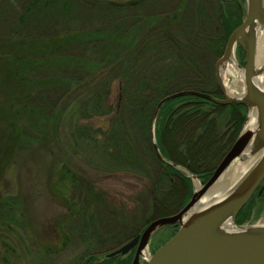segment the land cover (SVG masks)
I'll list each match as a JSON object with an SVG mask.
<instances>
[{
  "label": "trees",
  "instance_id": "1",
  "mask_svg": "<svg viewBox=\"0 0 264 264\" xmlns=\"http://www.w3.org/2000/svg\"><path fill=\"white\" fill-rule=\"evenodd\" d=\"M138 2L109 6L88 0H0V120H5L3 116L13 104L21 98L29 100L32 90L38 89L58 93L56 102L46 95L43 99L52 110L74 103L77 121L107 118L109 127L101 132V140L96 138L97 129L75 126L73 149L81 151L85 155L82 160L95 171L147 180L148 201L142 200L137 206V218L133 213L129 221L121 208L105 206L98 198L90 205L96 209L93 212L109 219L121 217L126 229L133 228L138 220L147 224L173 214L188 201L190 180L170 164L184 167L201 179L213 169H203L206 159L202 156L218 140L217 121L201 107L203 102H211L187 96L161 107L154 137L159 153L170 164L156 156L151 121L158 101L171 93L191 90L217 95L214 63L243 15L238 1L207 0L200 4L199 0H185L173 12L161 15L148 13L144 5L139 9L140 4L133 6ZM39 61L44 64H37ZM35 66L57 69L59 76L30 81L26 77ZM114 86L121 98L112 104L108 98ZM184 100L192 101L186 105L181 103ZM213 105L219 108L217 113L229 112L230 137L235 136L245 119V107ZM232 140L229 138L223 149L218 147L220 156ZM4 146V150L0 147V164L5 163ZM165 185L182 189V199L178 201L179 194L171 193L170 201L164 194ZM86 189L91 195L92 190ZM173 201H178L176 207H172ZM241 211L236 224L242 220ZM78 228L83 232L84 225ZM123 232H127L125 227ZM98 264H110V260Z\"/></svg>",
  "mask_w": 264,
  "mask_h": 264
},
{
  "label": "rangeland",
  "instance_id": "2",
  "mask_svg": "<svg viewBox=\"0 0 264 264\" xmlns=\"http://www.w3.org/2000/svg\"><path fill=\"white\" fill-rule=\"evenodd\" d=\"M88 1L109 6H125L139 1L133 6L140 4L139 9L144 5L148 13L159 15L171 13L185 4V0ZM205 1L207 0H199V3L203 4ZM237 1L241 3L243 10L242 21L245 1L235 0L231 3ZM186 10L187 7L184 11ZM244 58V53L237 47L234 60L243 67ZM37 64L44 63L39 61ZM32 71L26 77L30 78V81L39 82L42 79L50 80L59 76L57 69L53 71V68L35 66ZM63 74L65 73L62 72L61 75ZM226 79L228 86L235 87L236 80L233 77L228 76ZM40 90H32L34 92L29 100L21 98L10 107L6 112L7 115L3 116L5 120H0V136L3 138L0 139V147L4 150V145H7L3 155L5 163L0 164V203L4 206L0 208V220L3 224L0 226V264H86L88 261L98 264L105 260H110V264L128 260L127 263L130 264L134 249L125 255L109 258H105V255L141 233L148 223L145 224L137 219L138 223L133 228L126 229L127 224L124 219L115 216L109 219L98 212H93L96 209L91 208L90 205L98 198L105 206L121 208L129 221L133 213L137 218L139 216L137 206H140L148 195L147 180L122 173L110 176L108 173L95 171L87 166L82 160L85 155L79 150L74 152L75 139L72 136L74 128L77 125H87L97 129L96 138L101 140V132L108 129L109 121L103 116L92 117L89 121L79 118L77 121L78 109L74 103L66 104L65 108L61 106L52 110L53 107L45 106L47 104L43 99L46 95L51 98L49 100L56 102L59 99L58 93L49 90L47 94L46 90ZM214 96L221 98L219 91ZM120 98L119 91L114 86L108 101L115 104ZM190 101L192 100H184L181 103L187 105ZM213 104L203 102L201 106L209 112V117H214L217 121L215 125L218 140H214L217 144L211 145L210 150L202 155L206 159L203 169L208 170L212 167L211 172L222 158V155L217 153L218 147L223 149L229 138L234 142L245 120L243 119L236 135L230 137L231 115L227 110L217 113L219 108H215ZM0 115L2 117V113ZM244 115L246 117V109ZM206 143L202 141L201 144ZM177 167L179 168L175 169L190 180L189 199L196 185L204 183L211 174L210 172L207 178L201 179L184 167ZM190 175H195L198 180L192 179ZM262 186V192L259 194L257 191L243 207L244 209L242 208L243 212L241 211L239 215L242 220L237 225L264 224V180ZM175 187L176 189L168 185L164 186V194H167L166 197L170 201L173 200L171 193L179 194L178 201L185 194L182 189H178V186ZM86 188L92 190L91 195H88ZM178 201H173L172 207H176ZM9 207L12 210H9ZM21 212L24 213L23 217ZM81 223L84 225L83 232L78 228ZM67 225H70V228ZM124 227L127 230L126 234L123 232ZM176 230L177 226H166L153 233L147 245V253L152 254Z\"/></svg>",
  "mask_w": 264,
  "mask_h": 264
},
{
  "label": "water",
  "instance_id": "3",
  "mask_svg": "<svg viewBox=\"0 0 264 264\" xmlns=\"http://www.w3.org/2000/svg\"><path fill=\"white\" fill-rule=\"evenodd\" d=\"M233 2L235 0H218ZM245 13L241 23L228 36L222 54L214 63V79L221 98L198 91H178L161 98L156 104L151 121V140L159 160L170 164L158 151L154 137L155 123L161 107L176 98L194 96L216 105H242L246 117L234 142L211 172L209 178L193 190L190 199L176 213L150 221L143 231L108 253L107 258L125 255L134 249L130 264H264V224L237 225L235 218L251 197L263 190L264 180V90L255 83L261 69L255 68L257 30L264 28V0H244ZM244 53V65L234 60L235 49ZM236 64L242 71V93L226 92L221 67L226 62ZM227 81V79H226ZM256 113V128L251 133L243 127L249 112ZM253 158L252 165L225 194L209 205L196 208L199 200L223 176L236 159ZM178 169L176 165L170 164ZM196 179L195 175H190ZM231 225L233 229H228ZM166 226H177L175 233L146 259L143 252L153 233Z\"/></svg>",
  "mask_w": 264,
  "mask_h": 264
},
{
  "label": "bare ground",
  "instance_id": "4",
  "mask_svg": "<svg viewBox=\"0 0 264 264\" xmlns=\"http://www.w3.org/2000/svg\"><path fill=\"white\" fill-rule=\"evenodd\" d=\"M256 35L257 46L255 52V68L261 69L262 73L261 75L256 77L255 83L257 84V86H259V88H262L264 90V28L258 29ZM220 73L226 92L232 96H234L235 94L239 96L242 93V71L237 68L234 61L226 62L225 64H223ZM228 76H231L236 80L235 87L228 86L226 81V78ZM256 124V113L254 110H251V112H249L248 114V118L244 124L243 130L252 133L256 128ZM253 161L254 160L252 157H248L243 161L238 159L234 160L229 166L228 170H226L223 176L217 181V183L213 185L209 190H207L205 195L199 200L196 208L205 207L221 198L225 194L224 192H226V190L231 187L252 165ZM198 187L199 185L197 184L196 188ZM227 227L228 229H233L231 225L227 224ZM143 256L146 259L148 258L149 254L147 253V249L144 250Z\"/></svg>",
  "mask_w": 264,
  "mask_h": 264
}]
</instances>
